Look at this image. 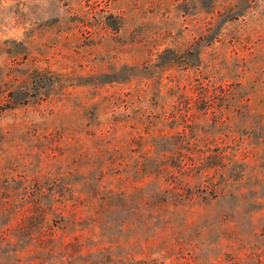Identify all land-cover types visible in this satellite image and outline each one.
Returning a JSON list of instances; mask_svg holds the SVG:
<instances>
[{
    "label": "rangeland",
    "instance_id": "374dc122",
    "mask_svg": "<svg viewBox=\"0 0 264 264\" xmlns=\"http://www.w3.org/2000/svg\"><path fill=\"white\" fill-rule=\"evenodd\" d=\"M0 264H264V0H0Z\"/></svg>",
    "mask_w": 264,
    "mask_h": 264
},
{
    "label": "trees",
    "instance_id": "16d2710c",
    "mask_svg": "<svg viewBox=\"0 0 264 264\" xmlns=\"http://www.w3.org/2000/svg\"><path fill=\"white\" fill-rule=\"evenodd\" d=\"M170 150L172 151V159L171 161L166 160L164 163H160L157 166H155V169L153 172H155L156 174L160 173H164L169 175V173L174 172L175 171H181L183 170V168H185L187 165L185 160L183 159V152L181 147L175 146L173 145V147L170 148ZM170 166L172 168H170ZM174 193H177V191H173Z\"/></svg>",
    "mask_w": 264,
    "mask_h": 264
}]
</instances>
